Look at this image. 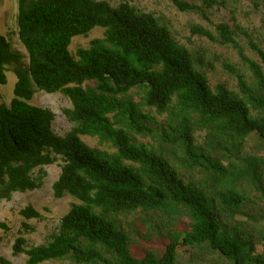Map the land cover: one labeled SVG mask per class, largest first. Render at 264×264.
<instances>
[{
	"label": "trees",
	"instance_id": "trees-1",
	"mask_svg": "<svg viewBox=\"0 0 264 264\" xmlns=\"http://www.w3.org/2000/svg\"><path fill=\"white\" fill-rule=\"evenodd\" d=\"M172 1L202 16L224 3ZM251 2L264 9V0ZM17 3L15 31L0 35V85L8 70L17 78L14 99L0 105V203L40 189L42 169L58 161L53 196L76 203L48 243L29 246L20 235L14 256L25 264H264V154L245 153L252 135L264 140V38L249 40L250 56L237 25L219 23L216 34L194 26L240 59L224 64L235 85H212L205 53L127 0ZM95 29L103 37L73 54V39ZM37 92L71 101L74 126L64 137L55 114L30 103ZM20 215L43 218L32 206Z\"/></svg>",
	"mask_w": 264,
	"mask_h": 264
},
{
	"label": "rangeland",
	"instance_id": "rangeland-1",
	"mask_svg": "<svg viewBox=\"0 0 264 264\" xmlns=\"http://www.w3.org/2000/svg\"><path fill=\"white\" fill-rule=\"evenodd\" d=\"M113 4L120 0H108ZM133 6L147 12L156 13L165 17L171 22L175 36L183 43L189 44L205 53L208 63L213 69L209 70V78L212 85L227 83L235 85V79L224 67L229 62L241 65L238 53L231 46H223L210 40L208 37H201L193 34L194 26L203 27L215 33V25L227 23L234 28L241 29L240 41L246 48L247 54L252 55L253 51L249 46V40L258 43V39L264 38V9L255 8L251 0H222V5L214 6L207 11L205 16L200 13L182 12L172 0H127ZM188 3H195L196 0H183ZM18 16L17 0H0V35H7L15 31V22ZM243 31V32H242ZM247 34V35H246ZM103 30L95 29L88 37H76L73 39L70 50L73 54L79 48H86L94 39L102 38ZM190 40V41H189ZM13 47L25 54L26 50L19 38L13 36ZM208 65V64H207ZM6 84L0 85V105H10L14 99V89L17 82L16 75L12 71L6 72ZM35 106L50 109L55 114L54 131L64 137L74 126L65 114L66 110L72 108L71 101L64 95L47 94L37 92L30 101ZM86 143L92 147L98 145V141L85 137ZM108 149V147H101ZM247 154H264V140L256 134L252 135L245 148ZM62 162L46 166L42 169L46 173L43 186L35 191L15 193L11 200H3L0 203V222L5 223L8 230L0 229V257L5 258L12 264H25L27 257L24 254L14 256L13 247L16 239L23 235L29 246H39L48 243L52 235L58 232L61 219L69 212L71 206L76 203L72 198L56 199L53 196V184L59 179ZM32 206L43 216L41 220L26 221L20 212ZM23 223H27L32 230L27 231ZM45 264H70L68 262H47Z\"/></svg>",
	"mask_w": 264,
	"mask_h": 264
}]
</instances>
